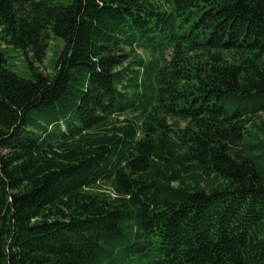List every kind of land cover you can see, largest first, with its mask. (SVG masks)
Returning a JSON list of instances; mask_svg holds the SVG:
<instances>
[{"label": "trees", "instance_id": "trees-1", "mask_svg": "<svg viewBox=\"0 0 264 264\" xmlns=\"http://www.w3.org/2000/svg\"><path fill=\"white\" fill-rule=\"evenodd\" d=\"M68 1L0 0V264H264V0Z\"/></svg>", "mask_w": 264, "mask_h": 264}, {"label": "rangeland", "instance_id": "rangeland-1", "mask_svg": "<svg viewBox=\"0 0 264 264\" xmlns=\"http://www.w3.org/2000/svg\"><path fill=\"white\" fill-rule=\"evenodd\" d=\"M65 3H68V0H62ZM62 41L56 37H51L48 41V47L46 51L45 58L43 59L41 64H37L38 69L46 74L51 75L53 72V64L55 59L60 53L62 48ZM138 53H142L141 50H138ZM7 61L11 69L21 78L28 79L30 78V73L26 68L25 62L21 55V52H7Z\"/></svg>", "mask_w": 264, "mask_h": 264}]
</instances>
